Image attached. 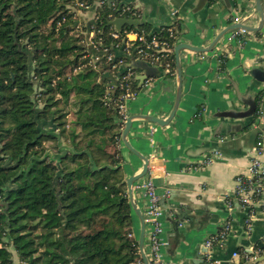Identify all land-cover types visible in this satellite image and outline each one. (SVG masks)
<instances>
[{
    "label": "trees",
    "instance_id": "1",
    "mask_svg": "<svg viewBox=\"0 0 264 264\" xmlns=\"http://www.w3.org/2000/svg\"><path fill=\"white\" fill-rule=\"evenodd\" d=\"M67 1L0 0V264H19L13 253L23 264H142L119 165L118 105L124 86L138 90L135 70L99 81L119 59L135 60L112 48L121 38L110 36L115 14L104 5L92 24L101 38L94 70L82 58L88 25L71 28ZM178 26L141 23L118 34L173 45ZM167 62L174 76L173 54Z\"/></svg>",
    "mask_w": 264,
    "mask_h": 264
},
{
    "label": "crops",
    "instance_id": "2",
    "mask_svg": "<svg viewBox=\"0 0 264 264\" xmlns=\"http://www.w3.org/2000/svg\"><path fill=\"white\" fill-rule=\"evenodd\" d=\"M109 1L132 6L139 12V21L154 30L178 22L174 47L186 44L208 49L218 33L233 24L229 19L231 12L221 0H207L205 6L200 5L199 0ZM231 2L233 10L241 14L248 12L246 25L258 26L254 0ZM262 6L264 10L263 0ZM233 31L225 34L208 52L179 50L181 91L174 111L177 93L175 66L172 76L162 73L158 67L145 68L137 61L126 64L135 70L138 87L126 107V117H132L127 141L148 161L147 173L136 183L152 174L156 192L161 196L162 264H206L204 241L217 233L225 222L230 223L231 231L227 239L214 248V258L230 260L232 264H248L250 261L245 258L247 248L255 250L257 244H264V212L256 211L251 230L246 233L247 211L233 194L235 176L248 166L256 137L264 132V84L257 83L250 75L253 68L264 67V23L259 31L248 32L243 43L230 38ZM116 52L118 57L125 58L121 49ZM221 53L225 61L218 65L217 57ZM126 65L118 66L116 71L102 70L99 81L102 77L117 78L116 74L124 72ZM139 76L145 77L140 86ZM259 94L260 114L256 108L251 123L248 118L220 116L228 110L244 111L247 106L242 101L249 98L257 104ZM197 111H201L198 117L195 116ZM142 116L166 122L158 125ZM215 147L224 151V157L217 153L211 164L194 168L203 157L213 154L209 150ZM119 160L124 182L121 188L125 193V180L141 171L143 160L121 140ZM261 160L264 163V154ZM134 186L133 197L143 217L145 198ZM166 194L167 197H162ZM130 219L131 238L138 244L141 223L132 209ZM150 230L151 227L144 224L145 252ZM232 252H236V256L232 257Z\"/></svg>",
    "mask_w": 264,
    "mask_h": 264
},
{
    "label": "built area",
    "instance_id": "3",
    "mask_svg": "<svg viewBox=\"0 0 264 264\" xmlns=\"http://www.w3.org/2000/svg\"><path fill=\"white\" fill-rule=\"evenodd\" d=\"M69 5L66 9L67 14L71 15L75 21L76 28L80 27V23H87V31H84L85 39L81 41L85 46V51L83 52L82 58L88 59V64L98 71V66L96 63L101 59L100 52H98V45L100 44L101 38L99 37V30L92 27V24L97 21L98 13L97 10L102 8L104 5H107L113 12L114 16L109 14L107 17L110 21L116 18L126 17L139 20V12L130 5L120 4L115 1L109 0H70ZM70 7H73L77 11L73 14ZM248 13V12H247ZM247 13L241 14L238 11L233 10L230 13L229 19L232 20V23H243L246 24L248 20ZM77 14V19L74 16ZM66 21L65 16H62L56 22V29L60 28ZM175 22V21H174ZM168 25L169 31L174 24ZM113 28V27H112ZM119 31H116L113 28V32L110 36L113 39L121 38V46L118 48V45H114L112 48L121 49L122 53L127 57H132L135 61L139 63L146 64L148 66L161 69L162 73L170 74V64L167 62V59L173 54V45H169L165 41L159 40L155 35L138 33L135 31H124L123 36L120 37L118 34ZM248 32L244 29H236L230 35L231 39H238L239 43L244 42V37ZM171 35V33H170ZM103 57H106V61L110 62L114 60V55L112 53H107L106 50L103 52ZM218 65L223 63V54H219L217 57ZM124 63L119 59L118 62L113 63L111 69L116 71L118 66H123ZM123 79L129 80L133 76L132 70L127 68L124 72ZM115 80L117 78H114ZM114 87L116 85L114 84ZM136 93L131 92L129 86L123 87V94L120 98L118 105V112L122 117L123 124L126 120V107L127 103L135 97ZM201 111H197L195 116H199ZM257 114H260L259 109ZM120 139V137H119ZM264 154V132H261L257 135L251 155L249 157V164L245 170L241 171L235 176V187H234V198L240 204V206L247 211V216L245 218V230L246 233H249L252 226V220L255 217L257 210L264 212V163L261 160L262 155ZM218 156L217 152L210 154L209 156L203 157L194 168H199L211 164L214 159ZM136 189L140 190L143 193L145 198V209L143 211V223L151 227V230L147 238V251L145 252L149 264H162L161 257V248L164 245V241L161 238L163 232L162 224L160 221L163 211L160 206L161 196L156 192L155 185L153 183V175H149L142 182H138L134 186ZM162 197H167V194ZM228 207L231 206L228 202ZM231 231L230 223L225 222L221 229L208 237L204 241L205 251V262L206 264H230V260L221 261L212 256L214 248L218 245H221L228 237ZM131 237V234H129ZM253 254L250 256L246 255L247 261H254L258 257L262 250L257 247L255 250L249 248ZM232 257L236 256V252L231 254Z\"/></svg>",
    "mask_w": 264,
    "mask_h": 264
},
{
    "label": "water",
    "instance_id": "4",
    "mask_svg": "<svg viewBox=\"0 0 264 264\" xmlns=\"http://www.w3.org/2000/svg\"><path fill=\"white\" fill-rule=\"evenodd\" d=\"M221 1L229 12L233 11L234 4L231 2V0H221ZM199 2H200V5L202 4L203 6H205L207 0H199ZM254 4H255V12H256V15L258 16V22H259L257 27H250V26L243 24V23L230 24L224 30H222L220 33H218V35L212 41L210 48H208V49L191 47V46L186 45V44H178L174 47L173 54L175 57V76L177 77V93H176V100L174 103L173 111L175 110V108L178 104L180 91H181V67H180V63H179V50L180 49H189V50L194 51V52H208L229 31H233L236 29H244L247 32L259 31L261 29V27L263 26V23H264V10H263V6H262V0H254ZM75 24L76 23H74L71 26V28H73L75 26ZM140 24H141V22L138 19L126 18V17L116 18V19H113L112 21L108 22V25L112 26L116 31L121 30L125 26L138 27ZM146 66H148V65H146ZM146 66H145V68H148ZM129 67H130V65H126L125 70ZM250 75L257 83H263L264 84V67L253 68L250 72ZM137 80L139 81V86H140L143 83V81L145 80V77L139 76ZM242 102L247 106V108L244 111L228 110V111L220 113V116H224V117H228V118H232V119L248 118L250 120V123H251L253 121V116L255 115V112H256L257 104L253 98H249L248 100L242 101ZM172 114H173V112L171 113L168 120L171 118ZM142 118H144L145 120L150 121L152 123H156L158 125H163V124H165L164 122H166V121H162L160 119H157V118L151 117V116H142ZM131 120H132V117L126 118V120L124 122L123 130L119 134V137H120V140L122 141V143H124V145L131 152H133L135 155L139 156L143 160V166H142L141 171L137 175L130 176L129 178H127L125 180V188H126L125 194L127 196V199H128V202H129L131 209L134 211V213L136 214V216L138 217V219L141 223V233H140L139 238H138V252H139L140 259L142 261V264H149L147 257H146V254H145V251H144V248H143V230H144L143 217H142L141 211L137 208L136 202H135L134 197H133V186L139 179H141L147 173L148 161L145 157H142L134 149H132L131 146L129 145L128 141H127V135H128L129 129L131 127ZM209 151L217 152L222 157H224V154H223L224 151H222L221 149H219L217 147H215ZM120 189L123 191L122 188H120ZM257 245H258L257 247H259L261 250H264V244L260 243ZM249 248L250 247L247 248L248 251L246 253L251 256L253 254V252L250 251ZM204 250L206 251L205 248H204ZM263 261H264V252H263L262 256L256 257L254 259V261H252V262L250 261L248 264H261ZM230 264H232V263L230 262Z\"/></svg>",
    "mask_w": 264,
    "mask_h": 264
},
{
    "label": "rangeland",
    "instance_id": "5",
    "mask_svg": "<svg viewBox=\"0 0 264 264\" xmlns=\"http://www.w3.org/2000/svg\"><path fill=\"white\" fill-rule=\"evenodd\" d=\"M70 3L67 1L66 2V8L68 7V5H69ZM69 9L71 10V12H72V14L75 12V11H77L76 9H74L73 7H70L69 6ZM75 14V13H74ZM75 17V19H77V14H76V16H74ZM72 20H74L73 18H72ZM49 129H51V128H49ZM12 252H13V250H11ZM13 260H14V262H16V263H19V264H23V263H20L17 259H16V256H15V254L13 253Z\"/></svg>",
    "mask_w": 264,
    "mask_h": 264
}]
</instances>
